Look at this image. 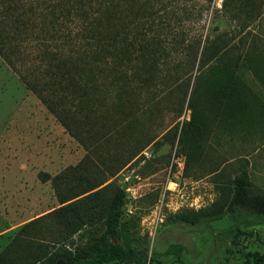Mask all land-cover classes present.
I'll list each match as a JSON object with an SVG mask.
<instances>
[{
	"label": "trees",
	"instance_id": "obj_1",
	"mask_svg": "<svg viewBox=\"0 0 264 264\" xmlns=\"http://www.w3.org/2000/svg\"><path fill=\"white\" fill-rule=\"evenodd\" d=\"M212 3L0 0V57L87 149L78 164L49 179L59 207L22 226L0 252V264H143L140 252L116 242L125 194L111 178L153 141L146 131L163 99L178 93L180 116L188 93L187 103L200 90L233 95L243 71L256 73L254 64L264 59L256 42L243 49L234 33L202 41L183 29ZM226 4L238 29L253 21V0H224L223 9ZM129 128L139 132L137 146L110 141L117 133L128 136ZM229 189L217 210L213 205L174 219L195 226L238 211L264 218V194L252 190L244 171ZM244 258L242 264H264V253Z\"/></svg>",
	"mask_w": 264,
	"mask_h": 264
},
{
	"label": "rangeland",
	"instance_id": "obj_2",
	"mask_svg": "<svg viewBox=\"0 0 264 264\" xmlns=\"http://www.w3.org/2000/svg\"><path fill=\"white\" fill-rule=\"evenodd\" d=\"M223 5L224 0H213L183 29L202 41L234 33L243 49L256 42L254 48L264 54V0H253L254 18L244 30ZM256 64V73L243 71L233 95L200 90L187 103L188 93L180 116L179 94L163 99L146 131L153 141L111 178L125 194L116 242L140 252L143 264H242L247 253H264V218L238 211L195 226L174 219L213 205L217 210L241 171L252 190L264 194V59ZM133 128L110 141L137 146L139 132ZM86 153L0 57V252L22 226L59 207L49 179ZM43 223L41 235L47 238Z\"/></svg>",
	"mask_w": 264,
	"mask_h": 264
}]
</instances>
